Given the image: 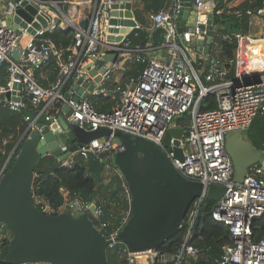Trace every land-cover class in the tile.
<instances>
[{
  "label": "built area",
  "instance_id": "obj_1",
  "mask_svg": "<svg viewBox=\"0 0 264 264\" xmlns=\"http://www.w3.org/2000/svg\"><path fill=\"white\" fill-rule=\"evenodd\" d=\"M7 7L4 14H0V94H11L19 97L20 101L0 99V105L13 112L31 111L40 116L46 114L47 120L56 123L63 113L64 105L72 111L68 121L79 128L91 132L100 128L110 129L108 136L92 140L89 144L71 153L70 157L79 156L88 160L91 156L103 164L106 170L112 169L114 157L125 150L115 133L122 131L133 138L140 137L152 141L163 151L173 166L188 180L201 183L203 189L200 196L192 203L188 213L180 225L186 233L183 242L173 254L159 250H149L142 253H131L126 247L124 256L127 264H198L200 249L191 243L200 211L208 198L212 185L226 188L222 199L217 202L212 218L220 227L225 228L230 235L231 243L227 245L216 264H264V238L255 240L253 225L256 220L264 217V162L252 165L243 182L234 181V167L226 151V136L231 132H247L254 120L264 115V72L253 73L246 77L231 79L224 68L233 65L232 62L223 63L219 58L208 61L211 69L200 78L195 69L194 61L189 55L195 49L197 40L208 37V17L215 15L216 5L213 0H190L193 13V23L190 28L179 31V17L185 11V0H168L165 9L149 15L148 26L139 24L136 8L142 0H133L132 10L135 13L137 26L131 28L130 34L111 33L112 28H123L120 25L125 18V9L117 17V23L111 25L112 12L115 4H124L117 0H90L91 7L85 19L88 26L85 30L79 28L64 11L69 3L63 0H5ZM24 3L35 4L41 16L50 18L47 28L36 30L31 35L27 29L15 30L7 22L11 20L18 7ZM236 15L243 14L236 10ZM247 15L261 17L264 15V5L256 12L248 10ZM31 26V25H29ZM57 29L75 31L72 55L63 61V54L55 47L47 34ZM162 30V43L159 45L134 46L131 36L138 37L139 31ZM120 37V43L109 42L108 37ZM29 41L24 44V38ZM233 37L238 44L244 36L238 33L227 35L225 40ZM216 38V37H215ZM215 45V39L212 41ZM163 50L165 57H150L152 51ZM18 53V60L13 53ZM115 52L117 61L109 63L100 89L90 92L89 97L75 102L67 100L65 95L74 96L71 86L75 81L83 78L84 82H93L89 72L85 70L86 62L95 66L96 61L108 53ZM52 56H57V64L61 73L56 83L43 86L37 79L35 72L46 64ZM145 64L143 72L125 84H117L109 89L114 81L116 72L126 63ZM199 62V59L196 61ZM108 64V63H107ZM7 65L8 79L2 85V68ZM21 85V89H14V85ZM216 95L217 107L208 111H201L202 101ZM104 95L119 98L117 106L111 111L97 110L92 99ZM61 104V106H59ZM191 116L188 130L179 139L171 138L167 145L164 142L167 132L174 128H181L177 122L182 116ZM25 118V117H24ZM27 127L41 132L43 127L29 122ZM264 147V145H263ZM176 148L183 150V160L179 159ZM66 152L68 146H61ZM264 153V149H262ZM9 159L0 170V180L6 172ZM67 164L65 160L64 165ZM115 169V168H114ZM117 173L123 178L118 168ZM124 179V178H123ZM125 199L129 208L114 230H109V223L103 220L104 210L97 206V216H92L90 206L94 203L84 202L81 198L67 200L62 212L73 202L72 212L76 216L88 214L97 230L108 240L109 250L116 249L121 242L117 240L132 216V195L127 183L123 185ZM43 206L42 211L52 214V210L44 201H37ZM67 208V209H66ZM3 239V236H2ZM0 239V242L2 241ZM137 257H142L139 258ZM138 259V260H137ZM3 264V263H0Z\"/></svg>",
  "mask_w": 264,
  "mask_h": 264
},
{
  "label": "water",
  "instance_id": "obj_2",
  "mask_svg": "<svg viewBox=\"0 0 264 264\" xmlns=\"http://www.w3.org/2000/svg\"><path fill=\"white\" fill-rule=\"evenodd\" d=\"M117 1L124 4L114 5L111 25L117 23L116 18L125 9V19L120 23L123 28H112L110 32L130 34L131 28L137 26L132 10L133 0ZM191 5L190 0H185L186 8L182 15L189 11ZM38 10L33 3H24L18 7L12 19L13 28L18 31L27 29L31 35H35L36 30L47 28L50 18L39 15ZM208 19V37L196 41L197 51L205 55L209 54L210 45L220 31V27L214 23L213 13L209 14ZM87 26L88 21L84 19L79 28L85 30ZM182 30L180 26L179 31ZM122 39V36L108 37L109 42L120 43ZM13 57L18 60V53L14 52ZM117 57L112 52L97 60L95 66L89 63L85 70L93 67V72H89L93 82L78 79L71 86L76 94L71 96L67 93L66 99L79 102L89 97L90 92L100 89L99 83L109 63L117 61ZM14 89H21V85L15 84ZM5 98L20 101L19 97L1 93L0 99ZM71 114L70 107L64 105L58 122L52 123L47 120L46 114L38 116L28 110L22 112L25 118H29V122L35 121L43 130L38 132L27 127L16 145V148L20 146L19 153L0 180V239L4 229L12 234L7 244L0 243V263L110 264L107 256L110 241L97 230L88 214L74 215L71 210L73 202L58 215L45 213L39 208L33 193L35 170L43 157L54 156L63 162L71 153L77 152L92 140L112 133L105 128L85 131L68 121ZM183 133L184 130L179 127L170 130L165 135V144L168 145L171 138H175V144L178 145ZM115 135L125 147L123 152L115 156V165L132 195V216L117 240L131 253L159 250L179 231L203 187L199 182L186 179L152 141L133 138L122 131H117ZM61 146H68L69 150L64 152ZM226 151L233 163L235 182H243L252 165L264 162L263 151L241 132H231L226 136ZM176 153L183 160V150L176 148ZM225 192L224 186L212 185L208 198L218 202ZM96 209V204H91L90 212L94 217L97 216Z\"/></svg>",
  "mask_w": 264,
  "mask_h": 264
},
{
  "label": "trees",
  "instance_id": "obj_3",
  "mask_svg": "<svg viewBox=\"0 0 264 264\" xmlns=\"http://www.w3.org/2000/svg\"><path fill=\"white\" fill-rule=\"evenodd\" d=\"M63 1L70 2L72 0ZM213 1L216 5L214 22L220 27V31L215 38L216 44L211 48L210 55L214 57L217 52V46L222 47L218 58L222 62H232L233 65H227L230 70L229 77L232 78L234 76V63L239 44L233 37L228 40H225L224 37L232 33L246 35L250 31L251 20V17L246 12L248 10L256 12L263 7L264 0ZM165 3L166 0H142L141 4L136 8V15L140 24L148 26L149 15L163 10ZM67 6L64 8H68ZM236 10H242L243 14L236 15ZM138 33V37L131 36L134 46H145L149 43L156 46L163 41L162 30H155L151 35L145 31H139ZM46 37L51 39L57 50L63 54V60L67 61L72 55L71 49L74 45L75 31L57 29L53 33L47 34ZM242 46L246 48L245 72L247 70L264 71V51L248 47L246 39L242 41ZM201 63L204 64V61ZM145 67V64L134 63L130 66V69L133 68L131 72L128 69V75H134L137 78ZM198 68L200 69V66ZM45 70L53 75L51 81L60 76L61 68L57 65L56 56H52L46 64L35 72L39 82L43 86H48V83L42 80L40 74L41 71ZM1 77L2 85H6L8 79L7 65L2 68ZM92 103L97 110L107 112L112 110L115 101L97 98L93 99ZM216 107L217 99L216 95L213 94L202 101L200 110L208 111ZM190 121L191 116L186 114L178 120V123L183 130H188ZM26 129L27 123L22 113L13 112L0 105V170L5 166L10 156L11 159L6 171L11 168L20 150V146L16 148V145ZM245 134L257 148L264 149L262 145L264 141V115L258 116ZM64 162L59 161L54 156H45L38 162L33 186L36 201L46 202L52 210V214L58 215L62 212L60 209L65 206L67 200L81 198L84 202L94 203L101 207L104 210L103 220L109 223V230H114L129 208V203L124 197L123 180L119 174L108 178L105 166L93 156L88 160L74 156L67 161L66 165H64ZM108 180L110 182H107ZM216 204L217 202L211 199L206 200L200 211L195 233L191 240V243L201 251L198 264H216V261L223 254L224 248L231 243L229 232L217 225L212 218V212ZM38 206L41 210L43 209V206ZM93 221L95 222L94 218ZM185 233V228L179 229L160 248V251L168 254L175 253L183 242ZM253 235L255 240L264 238V217L254 222ZM10 237H12V234ZM10 237L3 238L1 242L7 244L11 239ZM123 263L127 264L128 261L125 259Z\"/></svg>",
  "mask_w": 264,
  "mask_h": 264
},
{
  "label": "crops",
  "instance_id": "obj_4",
  "mask_svg": "<svg viewBox=\"0 0 264 264\" xmlns=\"http://www.w3.org/2000/svg\"><path fill=\"white\" fill-rule=\"evenodd\" d=\"M167 1L168 0H166L164 9L166 8V6L168 4ZM67 5L66 6L68 8L64 9V11L67 14V16L70 17L75 23H80L82 20H84L85 17L87 16L88 10H90V7H91L90 0H72ZM6 7H7V2L5 0H0V14L1 15H5L4 12H5ZM137 19L139 21L138 16H137ZM7 22L11 26H13V23H12V20H11V16H7ZM179 22H180V26H181V28L183 30L187 29V28H190L192 26L193 13H192L191 8L189 9L188 12H186L184 15H182V19ZM139 24H140V21H139ZM257 27H259V28H257ZM254 28L255 29L257 28V30H259V33L257 31H254ZM69 30H71V29H68L67 31H69ZM145 32H147V33H149L151 35L153 30H147ZM243 36H244V39H246V40H254L255 41V46H253L254 49L260 50V51H264V50H261V49L256 47V43H258L259 41L264 39V17H262V16L261 17H258V16L251 17V20H250V31H248V33L246 35H243ZM212 43L210 45V49H209V54L208 55H205L204 53H199L197 51V45H195V49H193V51H192L196 55V58H195V61H194L195 62V69H196V71L198 72L200 78L203 81H204V76L207 73H209V71L211 69V66H209L208 61L209 60L211 61V59H214L215 57L218 58V54L222 50L221 46H217L216 55L214 57L211 56L210 55L211 48L213 47ZM244 43H245V41H244ZM149 44L152 45L151 43H149ZM241 48H242V41H241V43H239L237 51H236V61L234 63V76L231 79H236L237 77H246V76H249V75H251L253 73H260V72H257L255 70H249V71L247 70V72L245 74H241V66H242L241 59H240L241 58V56H240ZM149 55L152 58H154V57L161 58V57H165V52L163 50H157V51L150 52ZM242 57H243L244 63H245L246 62V48H244V50H243ZM56 58H57V62H58L59 58L57 56H56ZM61 59L63 60V58H61ZM198 59H199V62H196ZM202 61H204V64L201 63ZM223 63H225V62H223ZM133 64L134 63H132V62L124 64L122 66V68L119 69L116 72V75L114 76V81L109 85L108 88L111 89L112 86L117 85V84L123 85L127 81H129L130 79L132 80V79L136 78V76H134V75H130V76L128 75V69H130V66H132ZM87 65H88V63L86 62L85 66H83L82 68L86 67ZM199 66H200V69L198 68ZM58 67L60 68L59 65H58ZM224 68L227 69L228 77H229L230 70L228 69L227 66H224ZM132 69H130V72H131ZM245 70H246V68H245ZM261 72H264V71H261ZM40 74H41L42 80H44L46 83H48V86H51L54 83H56L57 79L59 78V77H57V79H55L54 81H51V79L53 78V75L49 74V72L46 71V70L45 71H41ZM202 76H203V78H202ZM97 98H99V99L100 98L108 99V100H111L112 102L115 101V104H113L112 109H114L117 106L118 102H119V98H117L116 96H112V95H104V96L96 97L94 99H97ZM27 126H28V123H27ZM262 145H264V141H263ZM72 158H73V156L69 157L66 161L71 160ZM116 168H117V166L115 165V157H114L112 169L106 170V171H116V173H117L118 171L116 170ZM121 179L123 180V185H124V183L126 181L123 178H121ZM124 197H125V195H124ZM60 210H62V209H60ZM2 236H3V238L10 237V236H8V232H7L6 229L3 230V235Z\"/></svg>",
  "mask_w": 264,
  "mask_h": 264
},
{
  "label": "rangeland",
  "instance_id": "obj_5",
  "mask_svg": "<svg viewBox=\"0 0 264 264\" xmlns=\"http://www.w3.org/2000/svg\"><path fill=\"white\" fill-rule=\"evenodd\" d=\"M257 28H259V27H257ZM257 28L256 29L254 28V31H257L259 33V30H257ZM29 39H30L29 37H26L23 40V42L26 44L29 41ZM246 42H247L248 47H250V48L255 46V41L254 40H246ZM189 55L192 58V60L194 61V59L196 58L195 53L190 51ZM202 78H203V76H202ZM5 99H7V98H5ZM116 174H117L116 171H106V176H108V178H112V176H114ZM120 178H122V177L120 176ZM110 180H108L107 182H110ZM92 219H93V217H92ZM7 232H8V236H11V232L8 229H7ZM124 248H125L124 245H119L114 250H109L108 249L107 256H108V260L110 261L111 264H124L123 260L126 259V257L124 256ZM137 258H139V260H141L140 258H142V257H137Z\"/></svg>",
  "mask_w": 264,
  "mask_h": 264
},
{
  "label": "bare ground",
  "instance_id": "obj_6",
  "mask_svg": "<svg viewBox=\"0 0 264 264\" xmlns=\"http://www.w3.org/2000/svg\"><path fill=\"white\" fill-rule=\"evenodd\" d=\"M256 47L261 49V50H264V39L259 41L258 43H256ZM243 50H244V47L242 46L241 52H240V56H241L240 59H241V64H242V66H241V74H245L246 73L245 72V63H244V59L242 57Z\"/></svg>",
  "mask_w": 264,
  "mask_h": 264
}]
</instances>
